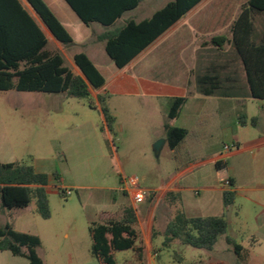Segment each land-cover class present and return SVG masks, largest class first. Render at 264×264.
I'll return each mask as SVG.
<instances>
[{
    "label": "rangeland",
    "instance_id": "374dc122",
    "mask_svg": "<svg viewBox=\"0 0 264 264\" xmlns=\"http://www.w3.org/2000/svg\"><path fill=\"white\" fill-rule=\"evenodd\" d=\"M247 1L214 0L212 4L219 7L216 10L219 17L216 21L217 27L200 31L199 36L202 37L203 43L208 44L202 50L201 74L205 72V66H208L209 62L223 66L219 69L223 85H233L237 90H229L233 92L234 99L228 100H221L224 96L220 93L212 98L205 97L198 89L197 93L189 95L191 106L173 123L176 126H196L189 118L190 113L193 117L196 112L193 103L197 101L205 104L201 119L207 121L206 134L200 137L199 155L194 158L188 146H184L178 154H173L167 147L159 153L152 147L146 153V138L161 132L160 117L152 115L147 107L134 105L120 110L119 125L122 129H117L116 125L111 133V141H108L105 135L101 134L103 124L99 112L90 108V103L97 104L93 97L68 98L64 101L59 98L61 96L54 94L0 92V163L33 166L35 161H40L48 165L58 179L64 180L58 184L65 186L70 193L65 195L64 192L67 191L60 188L47 192L50 212V218L47 220L39 214L35 198L25 209L7 210L0 204V225L8 223L17 231L40 235L43 244L39 254L45 264H97L93 256L87 253L90 237L86 222L88 216H92L98 211V206L108 200L104 188H119L122 178L133 177L137 178L145 189H161L190 162L196 163L226 153L224 148H232L233 140L240 141L244 147L248 141H261L264 133L255 128L251 121L255 118L260 121L261 126L264 125V110L261 102L248 94L245 74L233 46L227 44L216 51L210 45L212 37L231 38L229 23ZM27 7L29 8L28 5ZM29 11L42 26V22L31 8ZM58 16L75 32V42L83 40L85 34L90 32L73 21L74 14L68 12ZM253 22L254 41L259 43L264 36V17L256 16ZM47 49L62 53L69 65L73 55L80 50L73 45L63 46L55 40L48 43ZM205 56L210 58L208 62L205 61ZM179 60V57L174 60L176 65H179ZM102 65L108 66L107 63ZM54 102L58 108L62 106L65 113H72L73 123L84 124L90 128L89 135L83 142L76 137L70 139L72 142L67 140L66 128L69 123L60 121L59 114L53 109L55 105L50 104ZM219 104H226L227 110L217 113L216 107H219ZM231 116L235 118L232 124ZM240 116H244L243 122L246 125L241 124ZM162 140L164 139L156 143ZM111 144L118 151L117 156L111 152ZM225 160L234 179L232 190L235 193V201L227 209L218 208L221 195L215 193L216 208L212 214L225 218L228 222L227 233L219 237L212 251L186 246L179 241L172 247L165 248L161 245L164 236L155 234L153 257L157 264H239V259L232 246L227 243L226 237L243 246L241 264H264V149L250 150ZM120 167L123 168L122 173H119ZM73 183L82 184L85 186L84 190L81 192L71 188ZM220 184L222 185L217 180L212 164L186 175L174 185L183 189L181 204L172 206L160 199L155 218L151 222L147 221L142 230H138V245H144L149 228L153 229V233H164L166 224L172 220L176 209L191 217L204 216L205 213L195 208L208 196L207 189L219 187ZM113 193L117 194L119 199L128 201L120 192ZM156 201L157 196L153 204ZM156 252L159 258L156 257ZM114 257L117 264H139V255L134 250L115 252ZM142 258L146 260L145 255ZM15 259L26 262L15 258L10 252H0V264H11Z\"/></svg>",
    "mask_w": 264,
    "mask_h": 264
},
{
    "label": "trees",
    "instance_id": "16d2710c",
    "mask_svg": "<svg viewBox=\"0 0 264 264\" xmlns=\"http://www.w3.org/2000/svg\"><path fill=\"white\" fill-rule=\"evenodd\" d=\"M24 1L50 30L55 40L63 46L73 45L71 32L45 0ZM74 1L65 0L83 24L88 25L94 21L106 26L112 24L113 21L102 19L100 15L82 12ZM200 1L175 0L156 12L151 19L141 23L130 21L122 28L104 33L98 40L105 44L106 53L112 62L118 68H123ZM254 15L264 16V0H248L243 4L231 27V39L214 37L212 43L218 48L227 43L233 46L243 66L249 96L263 102L264 108V36L259 43L254 41ZM47 46L48 39L20 0H0V92L63 94L68 98L89 99L93 97V91L104 87L105 77L85 53L73 57L80 72L76 74L60 52H51ZM222 86V78L216 71L198 79L199 92L204 96L218 93L224 96L221 93ZM107 98L99 95L97 104L90 103V108L98 109L104 118L105 127L112 133L116 119L108 108ZM186 100H173L170 119L179 117ZM239 118L243 124L244 116ZM256 122L255 118L251 121L252 125H256ZM165 131L170 149H175L188 136V130L183 128L166 125ZM215 171L217 180L227 188L222 194L223 207L227 209L234 204L235 193L226 161H217ZM47 186L48 176L37 173L34 166L0 163V204L3 209H25L35 198L39 214L43 219H49ZM149 198H153V195ZM165 200L173 206L182 202L181 194L175 192H167ZM136 225L137 217L131 207L124 210L120 219L91 222L88 229L92 239L91 255L100 264H117L115 252L134 250L142 256L143 248H136L139 241ZM227 230L228 222L222 216L191 217L179 209L163 233L162 246L170 248L179 241L186 246L212 251L219 237L224 236ZM226 241L232 246L241 264L243 246L230 237H226ZM41 245L38 236L18 232L8 223L0 225L1 252L7 251L16 257L25 258L29 264H44L37 253Z\"/></svg>",
    "mask_w": 264,
    "mask_h": 264
},
{
    "label": "crops",
    "instance_id": "0c3cea01",
    "mask_svg": "<svg viewBox=\"0 0 264 264\" xmlns=\"http://www.w3.org/2000/svg\"><path fill=\"white\" fill-rule=\"evenodd\" d=\"M20 1L24 6V8H26L29 11L30 7L29 8L27 7L26 2L24 0H20ZM45 1L50 6L52 11L56 14V16L59 18V20L71 32L74 39L73 46L78 47L80 49L74 55L78 53H85L90 58V60L95 64V66L99 69L101 74L105 77L106 83L104 87H102L99 90H95L94 93L92 92V96L96 100L99 95L108 97L107 105L112 115L116 119L115 126L117 125V129L118 128L119 130L122 129L121 125H119L120 110L127 109V106L132 107L134 105L135 107L137 106L147 107L149 110H151L152 115L156 114L158 115V117H160L161 122L159 123V126L161 128L160 130L161 132H159V134H157L156 136L153 137L148 136L146 138L145 140L146 153H148V150H151L152 147H154L153 146L154 143H156L160 139H164L165 142L161 146L160 151L167 147L170 150V152H172L173 154H178L184 146H188V148L190 149V153H193L192 157L194 158L198 156L199 155L198 149L200 148L199 146L201 145L200 137L206 134L205 125L207 126V121L201 119L202 111L204 110L205 104L197 101L193 103V107L196 112L193 117L191 116L190 113L189 118L194 121L196 126H191V127L176 126L173 123V121L179 120L183 116L184 112L188 110L189 106H191V99L189 98V95L192 93H197V89L199 90L198 79L208 73H212L213 71L219 73V69L223 68V66L220 67L217 64L213 65L211 64V62H209V65L205 66L206 67L205 72L201 74V70L203 66L202 50L203 47L207 46L208 44L203 43L202 37L199 35L202 29H212L213 27H217L216 21H218L219 17L216 10L219 9V7L216 4H212L214 0H201L191 10H189L180 20H178L174 25H172L168 30H166L161 36H159L154 42H152L149 46H147L142 52H140L135 58H133L129 62V64H127L123 68H118L112 62V60L109 58V56L106 53L105 44L98 40L99 37L108 31H113L122 28L130 21H134L135 23H141L144 20L151 19L156 12L162 10L168 4L174 2L175 0H75L74 1V3H76V5H78L82 9L81 10L82 12L90 13L91 15H100L102 19H106L107 21L109 20L113 21L112 24L108 26L97 21L91 22L88 25L83 24L80 21V19L77 17L76 13L65 2V0H45ZM68 12L74 14L75 17L73 21H75L77 25L81 27L84 26L90 30V32L85 34V38L79 42H75V32L69 26H67L65 22H63L64 20L63 18H61V16H58L59 14L65 15V13ZM240 12H241V8L238 14L236 15V17L234 18V20L231 23H229L230 32H231V27ZM116 15H120V16H116ZM256 16H263V15H254L253 21L255 20ZM39 26L43 31V33L45 34L46 38L48 39V43L52 40H55L54 36L47 27H45L44 25L41 26L40 24ZM190 35L192 38L190 37ZM213 38L214 37H212L210 40L211 47H213V49H215L216 51L221 50L224 46L222 48L216 47L212 43ZM55 41L58 42L57 40ZM73 57H72V63H70V65L67 63V61L66 63L74 73L79 74L80 73L79 69L75 65ZM177 57H179L180 59L179 63L177 62V64L179 65H176L174 61L175 59H177ZM209 60L210 58L205 56V61L208 62ZM102 63H107L108 66L102 65ZM194 81L196 82V84ZM222 88L225 91V93H224V97H221L222 98L221 100L234 99V94L233 92L230 91H235V89L237 90V87L233 85L230 86L223 85ZM57 96H61L59 98H62L61 100L64 101L68 99V97H66L63 94H59ZM205 97L212 98L215 97V95L205 96ZM177 98H186L187 100L181 109L179 117L176 119H170L169 118L170 108L173 100ZM50 104L55 105L53 109L56 113L59 114L60 121L62 123L65 122L69 123L66 128L67 140L76 137L79 141L83 142V140L87 138V136L89 135L90 128L85 127L87 125L84 124L73 123L74 116L71 115L72 113H65L62 106L58 108V105L55 102ZM261 104H262V109L264 110L263 102H261ZM219 105H220L219 107H216L217 113H219L222 110H227L228 108L226 104H219ZM95 110L98 111V109ZM74 115L76 114L74 113ZM99 116L101 118V122L104 127V130H102L101 134L105 135V138H107L108 141H111L112 138L111 133L105 127L104 118L100 112H99ZM234 119H235L234 116H231V124L233 123ZM166 125L188 130V136L175 149H170L168 146V142L166 139V131H165ZM242 125H246V123L243 122ZM253 126L255 128L262 130V132L264 133V125L261 126L259 120H257L256 125ZM94 130L97 131V128H95ZM227 130H228V126H226L225 131ZM73 131H75V133H73ZM260 140L261 141H248L245 147L240 141L233 140L232 148L228 150L224 148L227 151L226 153H220L210 157L209 159L201 160L196 163L190 162L186 168L182 169L175 176H173L165 187L161 189H151V191H155L153 198L147 199L141 205L133 204L128 194L122 190L121 184L119 188H104V190H106L107 192L106 196H108V200L105 203L100 204V206H98V211H96L92 216H88L86 222L88 226L87 229H89V224L91 222H104L112 219H120L123 216L124 210L128 207H131L135 211L137 217L136 229L137 231L139 229L142 230L146 226L145 223L147 221L151 222L155 218V215L158 210L159 201L160 199L165 200V194L167 192H175L181 194V191L183 189L177 188L174 185L177 182H180L182 178H184L189 173L195 171L196 169H199L207 164H212L214 165L215 168V163L219 160L226 161L225 159L227 157L237 156L243 152H248L250 150L264 149V137L260 138ZM70 142H72V140H70ZM110 150L115 156L118 155V151L115 149L114 145L111 144ZM33 166L37 173L46 174L48 176V186L46 188V191L48 193L51 192V190H58L59 188L64 189L65 191L68 190L65 186L58 184V183H63L64 180L56 179L55 175L53 174L52 170L49 169L48 165L43 164L40 161H35ZM228 170H229V176L234 183V179L232 178V173L229 168ZM119 171H121L119 173H122L123 168L120 167ZM70 187L82 192L85 186H82V184L73 183L71 184ZM226 189H227L226 186L221 184L219 187L215 186L213 188L207 189L206 191L208 192V196L204 199V201L199 203V205L195 208V210L202 211L203 213H205L204 217L217 216L212 214L213 213L212 211L215 210L216 208L214 195L215 193H219L221 195V199L218 201L217 206L218 208L221 207L223 209L224 207H223L222 194ZM113 192H120L124 196V198H126L128 201L125 202L119 199L118 195L114 194ZM156 196H157V201L155 204H153L154 200L156 199ZM177 210L178 209H176L175 212H177ZM172 220H169L167 222L166 227ZM18 232L28 233L31 235L38 236L43 244L41 236L36 233H32V232L30 233L25 231H18ZM155 234H157L158 236H164L163 233H153V229L149 228V233H147V238L144 242V245L140 246L138 245L137 242L136 248L138 247L143 248L142 256L145 255V259H146L144 261V258H142V256L140 255L138 258L139 264H157L156 260H154L153 257V245H154L153 238ZM88 236L90 237V246H87L89 247L87 249V253L91 254L92 239L89 233ZM67 237L69 236L67 235ZM40 248L37 249V253L39 257H40L39 254ZM3 252H7V251H3ZM14 257L26 260V262L25 261L20 262L17 261V259H15V261H12L11 264H29V262L25 258L16 257V256ZM156 257L159 258L157 252H156ZM96 262L97 264H100L97 260Z\"/></svg>",
    "mask_w": 264,
    "mask_h": 264
},
{
    "label": "built area",
    "instance_id": "2783aa9c",
    "mask_svg": "<svg viewBox=\"0 0 264 264\" xmlns=\"http://www.w3.org/2000/svg\"><path fill=\"white\" fill-rule=\"evenodd\" d=\"M225 148L226 150L230 149L229 147ZM121 183L122 190L128 194L134 205L143 204L149 197L155 194V191L143 188L137 178H122ZM64 193L65 195H70L68 191Z\"/></svg>",
    "mask_w": 264,
    "mask_h": 264
},
{
    "label": "water",
    "instance_id": "95a60500",
    "mask_svg": "<svg viewBox=\"0 0 264 264\" xmlns=\"http://www.w3.org/2000/svg\"><path fill=\"white\" fill-rule=\"evenodd\" d=\"M165 140L159 141L158 143H156L153 147L154 151L156 153H159L161 146L164 144Z\"/></svg>",
    "mask_w": 264,
    "mask_h": 264
}]
</instances>
